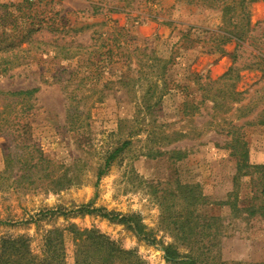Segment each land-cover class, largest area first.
Returning a JSON list of instances; mask_svg holds the SVG:
<instances>
[{
	"label": "rangeland",
	"instance_id": "rangeland-1",
	"mask_svg": "<svg viewBox=\"0 0 264 264\" xmlns=\"http://www.w3.org/2000/svg\"><path fill=\"white\" fill-rule=\"evenodd\" d=\"M0 4L8 5L0 10L31 12L27 21L39 28L35 44L45 48L32 50L21 66L0 77V89L38 88L16 130L0 131V238H25L32 253L43 256L45 235L60 231L68 264L82 259L89 234H102L125 250L118 252L117 264H185L189 253L202 254L207 264H264V177L242 167L230 146L237 132L247 142L248 161L264 164V124L255 123L264 108V0ZM223 28L240 31L244 40L222 44L212 31ZM58 45H81L80 66L56 55ZM110 47L113 60L103 70L87 68L88 59ZM74 66L77 77L89 70L91 77L78 90L84 99L68 118L64 86ZM231 68L235 72L223 78ZM147 78L158 84L153 110L145 114L139 104ZM217 92H223L217 102L201 101L203 94ZM127 138L131 143L98 178L107 156ZM29 145L54 161L40 174L63 177V186L47 176L33 186L14 182L23 161L33 157ZM179 150L186 155L178 158ZM180 184L196 185V191ZM193 194L201 196L199 214L219 219L212 235L196 234L192 250L177 241L166 208L185 213L184 196ZM228 200L236 201L237 210L222 203ZM82 205L101 211L74 212ZM213 236L216 246H210ZM170 245L180 254L174 261L166 258Z\"/></svg>",
	"mask_w": 264,
	"mask_h": 264
},
{
	"label": "trees",
	"instance_id": "trees-1",
	"mask_svg": "<svg viewBox=\"0 0 264 264\" xmlns=\"http://www.w3.org/2000/svg\"><path fill=\"white\" fill-rule=\"evenodd\" d=\"M192 0H190L191 2ZM255 1V0H250ZM247 8V3L244 4ZM3 9L8 8L7 4H0ZM11 6V5H10ZM121 8L115 7V10L118 11ZM27 10H0V77L7 75L11 70L21 66L25 59H27L28 54L32 50H45L42 46H39L35 43H38V40L33 35L36 30L34 29L32 22L27 21V17H31V12H26ZM245 15L249 16L248 10L242 11ZM17 13H21L18 15ZM32 26V27H31ZM237 26V25H236ZM240 29V28H239ZM122 32V31H120ZM212 33H216L218 37H221V43L230 42L231 40H235L238 44H240L244 40V36L240 31L237 32L235 29L223 28L222 31H212ZM222 44H218V49L222 52H226L222 47ZM80 46L68 47L67 45H58L56 47V55H61L63 59H75L77 60L76 64H78L80 52ZM111 47L106 50V52H99V55L94 57L93 59H88L87 68L90 70L98 71L99 68L103 70L106 64L109 61H112ZM60 53V54H59ZM108 56L107 61L103 58V56ZM160 60V59H159ZM85 63V62H84ZM80 65L78 64L77 67ZM91 66V68H90ZM77 67H73V74L67 80L68 85L64 86L66 90L67 98H68V107H67V115L68 118H72L75 114L76 108H78L79 104L83 101V96H80L78 90L81 89L82 86L85 85L86 80L91 77L90 70L88 74H83L82 76H76ZM95 67V68H94ZM100 70V71H101ZM235 72L234 68H231L228 72L223 75V78L231 76ZM100 75V74H99ZM147 75V74H145ZM148 77V76H146ZM148 79V86L142 95V100L140 102V106L142 109H145V114L150 113L153 110L154 104L150 101L156 94V85L158 84L156 81L153 82L151 78ZM108 83V82H107ZM106 83V84H107ZM38 88H28V89H20V90H9V89H0V131L5 129L16 130V126L20 122L22 116L32 108L30 105V100L34 96L35 92ZM232 93H235L234 86L232 87ZM218 94L211 95H202V102H205L208 99L217 102V95H222L223 92H217ZM162 94H159L158 101L162 98ZM201 103V102H200ZM20 105V109L17 107ZM257 124H264V108L258 113ZM135 132H130L129 136H133ZM131 143V139H125L120 146H117L110 152V154L105 159L104 163L99 169L98 178H100L106 171L108 166L111 164L112 160L117 157L120 153H122L125 148ZM247 142L244 138L238 134L237 132H232V138L230 142V146L236 150V153L239 157L240 165L242 167H253L256 171H261L262 175L259 177H264V164H251L248 161V150L246 149ZM29 152L33 155L31 160L26 159L23 161L24 166L20 167V173L17 174L14 182L17 184L24 182L29 186H33L37 183L38 178L42 176L52 177L51 174H40L42 171L46 172V169H52V164L54 161L48 157L38 148L36 145H29ZM179 154L178 158H182L186 155V151H176ZM35 158V161L32 162ZM11 159H9L10 161ZM22 164V165H23ZM26 165V167H25ZM50 172V171H49ZM61 178L52 177L50 183L53 185H61L63 186V182ZM60 186V187H61ZM198 186V185H197ZM59 187V188H60ZM180 187L191 190L193 192L196 191V185L190 186L186 184H180ZM264 191L262 190V193ZM201 196L192 195L191 197H186V208L187 211L180 212L178 215H175L171 210L170 206H167L168 212L166 213V220L168 224H174L175 237L180 244H184L187 247H190L192 250L194 249L192 243L197 244L198 240L196 234L201 231L203 234L212 235V227L214 225L215 220L219 218L216 216L206 217L198 213L197 209H195L198 205V201ZM222 203H228L231 205L234 210H237L236 201H224ZM264 208V203L260 209ZM251 209V208H250ZM94 211H101L98 208H91L88 205H82L78 210L74 212L78 213H90ZM254 211H256L254 209ZM54 213V211H51ZM65 213V212H64ZM103 216H112V218L118 217L117 214L113 215L111 212H102ZM125 218V217H123ZM128 218L127 221H129ZM4 221L0 218V224ZM138 223V222H136ZM139 225V224H138ZM84 237L80 232H77L76 238L80 242H85ZM44 242V255L38 256L32 253L29 245V241L25 238H14V237H4L0 238V264H68L65 260V245L62 232L60 231H49L45 235ZM89 245L84 246V256L82 259L80 258L74 264H117V260L120 255H118L119 251L125 252L124 249H121L114 241L107 239L102 234H89ZM213 241L215 239V243H212L210 246H216L218 244V237L213 236L211 238ZM207 240V241H212ZM87 241V240H86ZM210 243V242H209ZM208 246V247H210ZM91 252L98 253L102 252L103 254L98 256V258L92 256ZM176 247L174 245L168 246L166 252V258L168 260H175L177 256ZM201 255L195 256L192 253H189L185 256V260H182V263L185 264H207L206 259L201 258Z\"/></svg>",
	"mask_w": 264,
	"mask_h": 264
}]
</instances>
